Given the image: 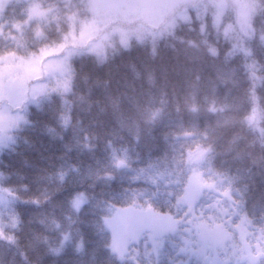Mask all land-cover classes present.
I'll list each match as a JSON object with an SVG mask.
<instances>
[{
    "label": "trees",
    "instance_id": "16d2710c",
    "mask_svg": "<svg viewBox=\"0 0 264 264\" xmlns=\"http://www.w3.org/2000/svg\"><path fill=\"white\" fill-rule=\"evenodd\" d=\"M33 1L52 8L51 16L16 29ZM257 3L183 0L137 34L101 38L102 52L72 42L92 21V0L7 3L0 55L56 52L68 79L20 104L21 120L0 144V264H207L190 253L195 241L180 202L192 163L215 185L197 203L210 226L225 208L239 211L237 223L245 216L250 233H264V17L254 16ZM200 148L209 150L193 162ZM79 193L85 200L75 209ZM119 207L180 223L155 253L132 244L119 258L104 223Z\"/></svg>",
    "mask_w": 264,
    "mask_h": 264
},
{
    "label": "rangeland",
    "instance_id": "374dc122",
    "mask_svg": "<svg viewBox=\"0 0 264 264\" xmlns=\"http://www.w3.org/2000/svg\"><path fill=\"white\" fill-rule=\"evenodd\" d=\"M9 1L0 0V35L3 33L5 24L1 21V15ZM180 1L183 2V0H92V21L84 23L74 36L72 35V42L78 45L88 43L92 50L102 52L101 38L107 40L114 35L124 38V35L128 33L137 34L144 30L147 21L153 24L155 21L153 18L165 15ZM51 12L52 8L43 7L39 2L33 1L28 8L26 20L14 24V27L20 30L23 26L30 25L32 21L49 19ZM113 25L118 27L113 28ZM38 34H41V31ZM48 52L50 55L51 51ZM55 54L56 52L51 57L42 54L41 57L35 56L26 60L17 58L13 53L6 56L0 55V144L7 141L8 133L15 130L17 123L21 120L18 115V107L22 106L20 104L27 103L37 94H42V89L48 84L52 87L68 79L66 68L63 66L64 72L61 70L63 58ZM67 54L66 51L65 58ZM35 79L39 80L36 85ZM63 86L67 89L68 85L64 83ZM208 150V148L197 150L192 154V161L199 160ZM191 168V179L180 201L189 213L186 222L190 223L189 231L195 241L194 244L190 240V253L205 257L207 264H258L260 260H264L263 231L256 230L250 233L245 216L239 218V223L235 222L233 219L239 211L232 213L225 208L222 209L224 212L220 211L221 220L215 227L210 226V223L203 219V215L197 212V203L201 195L207 190H216L214 184L202 180L195 168V163H192ZM4 196L6 192L0 186V200ZM84 200V193L77 194L73 200L74 208L80 209ZM214 206L216 204L207 205L206 209ZM153 218L149 213L130 212L129 209L120 207L113 215L104 218V223L112 235V251L122 258L129 255L132 244L146 243L152 245V252L155 253L156 248L153 249V247L160 246L163 237L173 233L180 221L172 220L168 215H156ZM168 219L174 221V228L163 232L171 228ZM160 232L163 234L158 236ZM130 240L132 243L129 242ZM125 246L127 248L122 250Z\"/></svg>",
    "mask_w": 264,
    "mask_h": 264
},
{
    "label": "clouds",
    "instance_id": "9594fccd",
    "mask_svg": "<svg viewBox=\"0 0 264 264\" xmlns=\"http://www.w3.org/2000/svg\"><path fill=\"white\" fill-rule=\"evenodd\" d=\"M254 16L264 17V0H258L254 11ZM157 71L161 73L162 81L167 80L168 73L166 69L161 66H158Z\"/></svg>",
    "mask_w": 264,
    "mask_h": 264
},
{
    "label": "crops",
    "instance_id": "0c3cea01",
    "mask_svg": "<svg viewBox=\"0 0 264 264\" xmlns=\"http://www.w3.org/2000/svg\"><path fill=\"white\" fill-rule=\"evenodd\" d=\"M172 221V220H171ZM171 224V223H170ZM172 224L174 226V221H172ZM127 247L125 246L122 250H125Z\"/></svg>",
    "mask_w": 264,
    "mask_h": 264
}]
</instances>
